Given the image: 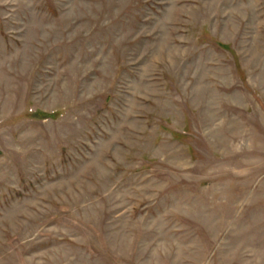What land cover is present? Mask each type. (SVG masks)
<instances>
[{
  "label": "rangeland",
  "instance_id": "rangeland-1",
  "mask_svg": "<svg viewBox=\"0 0 264 264\" xmlns=\"http://www.w3.org/2000/svg\"><path fill=\"white\" fill-rule=\"evenodd\" d=\"M0 264H264V0H0Z\"/></svg>",
  "mask_w": 264,
  "mask_h": 264
}]
</instances>
